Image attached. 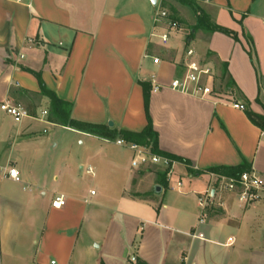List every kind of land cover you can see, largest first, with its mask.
Listing matches in <instances>:
<instances>
[{
    "label": "crops",
    "instance_id": "0c3cea01",
    "mask_svg": "<svg viewBox=\"0 0 264 264\" xmlns=\"http://www.w3.org/2000/svg\"><path fill=\"white\" fill-rule=\"evenodd\" d=\"M197 1L236 38L198 31L188 40L195 22H182L163 45L167 27L155 26L154 16L165 0H0V105L29 113L20 124L10 117L6 129L9 116L0 110V168L14 166L21 176L16 183L0 175V264H234L229 256L240 239L253 247L264 237V201L244 207L216 190L203 223L198 204L211 187L209 170L246 165L264 178V132L246 113L264 117V0ZM189 49L214 67L215 90L245 111L167 88L184 74ZM35 73L72 105L73 119L118 134L147 128L145 89L152 87L148 113L158 148L181 160L172 178L159 167L132 169L131 152L116 145L120 134L104 139L50 122ZM155 83L165 88L155 92ZM47 126L84 138L90 154L79 169L95 189L67 182L70 151L59 190L48 198L39 164ZM58 196L66 200L60 209L52 206Z\"/></svg>",
    "mask_w": 264,
    "mask_h": 264
},
{
    "label": "built area",
    "instance_id": "2783aa9c",
    "mask_svg": "<svg viewBox=\"0 0 264 264\" xmlns=\"http://www.w3.org/2000/svg\"><path fill=\"white\" fill-rule=\"evenodd\" d=\"M154 23L155 26L165 25L167 27V32L159 36L161 43L167 45L170 41L171 32L178 28L177 23L170 21V15L161 7L155 13ZM214 77V67L200 61L195 50L189 49L186 52L184 74L172 80L167 88L200 100H208L210 98L216 101H220V99L224 101L228 100L227 104L231 105L234 109L245 111L244 105L234 102L232 96H223L222 93L215 90L212 85ZM164 88L165 86L155 83L153 91L156 92ZM0 110L11 116L17 124H20L24 118L29 117V113L22 106L13 105L9 102L1 104ZM116 145L131 152L132 169L140 170L148 167H159L166 172L168 181L172 178L175 168L179 164V162L168 157L153 154L151 148L147 146L126 142L123 139L117 140ZM89 173H92L91 169H89ZM0 175L3 179L21 183L20 173L14 166L0 168ZM210 177L211 187L198 197V204L201 210V223L204 222L208 210L215 203L216 190L234 194L239 203L244 207L253 206L264 201V178L255 171L245 172L239 177H227L215 173H211ZM181 186L182 183L179 182L178 187ZM65 204L66 200L64 196H58L53 201L52 206L53 208L60 209Z\"/></svg>",
    "mask_w": 264,
    "mask_h": 264
},
{
    "label": "trees",
    "instance_id": "16d2710c",
    "mask_svg": "<svg viewBox=\"0 0 264 264\" xmlns=\"http://www.w3.org/2000/svg\"><path fill=\"white\" fill-rule=\"evenodd\" d=\"M177 3H179L181 6L188 8L194 15L195 18V25L192 27L191 31L188 33V40L193 39L195 36V33L198 31H205L207 33H224L228 36H231L233 38H236V35L227 30L222 28L221 26H218L214 22H212L211 17L209 14L199 5L197 0H175ZM166 3H163L161 8H165ZM171 11L173 13V16H170V21L173 23H177L178 26L181 25L182 21L178 20V14L179 12L174 8L171 7ZM252 59V53L250 54ZM222 70V81H225L226 79V67L223 65L221 67ZM40 82L41 86V94L44 97H47L50 100V111H49V121L52 123H55L57 125L67 127L70 129H74L83 133H87L90 135H94L100 138L104 139H116L117 136L120 134L123 140L126 142H132L139 145L147 146L151 148V151L153 154L168 157L170 159H173L177 162H180L181 160L171 156L167 153H164L159 150L158 148V142H157V134L153 130L151 119L148 113V105H149V94L151 90L148 87L145 89V110L147 114L148 119V126L147 128L141 132V133H132L128 131H122L119 134L116 132H112L109 130L106 126L103 125H97V124H91L87 122L78 121L72 118V105L68 104L64 101H62L60 98L57 97V95L52 92L51 90L47 89V87L44 85L40 74L35 73L34 74ZM226 86L232 88V83L230 81L227 82ZM247 116L249 120L257 126L259 129H261L264 132V117L259 116L252 111H247ZM183 163H186L183 161ZM245 172H250V169L246 165H241L236 168H216L209 170V173H215L224 175L227 177H239ZM161 175L166 178V172H161ZM142 264V263H141Z\"/></svg>",
    "mask_w": 264,
    "mask_h": 264
},
{
    "label": "rangeland",
    "instance_id": "374dc122",
    "mask_svg": "<svg viewBox=\"0 0 264 264\" xmlns=\"http://www.w3.org/2000/svg\"><path fill=\"white\" fill-rule=\"evenodd\" d=\"M166 7L164 8L170 16H173L171 11V7H174L178 14V20L182 21L183 23L193 24L195 22V18L193 13L186 7L181 6L175 0H165ZM201 6L202 4L199 3ZM126 7L123 5L120 9L125 11L126 9H122ZM6 114V113H5ZM9 116V115H8ZM11 116L7 117V122L4 127L9 129L11 126ZM14 124V123H12ZM49 129V134L47 138V149L48 152L44 159H41L39 164L45 165L44 170V178H46L47 185H48V198L52 196L51 193L57 192L59 190L60 183L63 181V168L65 166L66 159L69 156L71 151L72 158H74L75 163H72L73 167V178L68 180L67 182L73 183L76 182L80 188L83 189H95L94 182L92 181L91 175H86V170L81 171L80 164L81 162L85 164V158L90 154L89 145L86 143L85 146L81 145L83 137L72 133L67 129L62 128H51L46 127ZM54 147H51L52 145ZM58 146L56 147V145ZM129 161L125 162V165L128 167ZM55 176L59 177L60 180H55ZM30 188V187H29ZM68 188V187H67ZM34 194L42 198L40 195L41 193L39 190L31 188ZM244 240H239L236 248V252L231 253L229 256L232 259L234 264H264V237L263 238H256L260 242H256L253 247H248L247 243V236L243 238Z\"/></svg>",
    "mask_w": 264,
    "mask_h": 264
},
{
    "label": "water",
    "instance_id": "95a60500",
    "mask_svg": "<svg viewBox=\"0 0 264 264\" xmlns=\"http://www.w3.org/2000/svg\"><path fill=\"white\" fill-rule=\"evenodd\" d=\"M150 2L153 4V6H157L158 0H150ZM109 126L113 127L114 125H113V123H110ZM161 192H162V188L161 187L158 186V187L155 188V193L157 195H160Z\"/></svg>",
    "mask_w": 264,
    "mask_h": 264
}]
</instances>
